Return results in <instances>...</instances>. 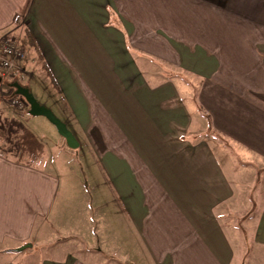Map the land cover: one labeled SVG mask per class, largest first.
<instances>
[{
    "label": "crops",
    "instance_id": "crops-1",
    "mask_svg": "<svg viewBox=\"0 0 264 264\" xmlns=\"http://www.w3.org/2000/svg\"><path fill=\"white\" fill-rule=\"evenodd\" d=\"M26 31L112 199L98 225L85 188L0 153V264H237L247 231L264 264V0H0V38Z\"/></svg>",
    "mask_w": 264,
    "mask_h": 264
},
{
    "label": "rangeland",
    "instance_id": "rangeland-1",
    "mask_svg": "<svg viewBox=\"0 0 264 264\" xmlns=\"http://www.w3.org/2000/svg\"><path fill=\"white\" fill-rule=\"evenodd\" d=\"M8 35H11L16 39H20L13 33H9ZM32 60H34L35 62H31ZM26 64L28 67L26 66ZM24 66L27 67L30 71V75L28 77L29 83L28 86L25 87H27L31 91V93L40 104L49 108L60 119L58 110L59 108L64 107V105L61 102L60 96H58L56 90L52 87L45 71L41 68L40 62L33 51H28L27 49V53L24 58ZM164 76H166V73ZM153 82L154 80L153 78H151V83ZM8 101V96H0V103L2 102V104L7 109V112H9V116H7V118L11 117L17 120H26L27 118L33 123V128L35 129L34 131L37 134H46L48 136V146L46 152L45 150H43L44 155L42 156V158L37 159L35 155H33V149H30L29 151L28 147H22V134L20 135L19 133L15 132V128L12 127L11 120L8 119L7 123L0 122V153L21 162H37L36 165L40 167H44L48 163L47 166L49 167V171H51V173H53L56 179L60 182L61 191L66 188L68 189L67 191H70L73 194L75 191H79L81 188L84 190L85 188L86 190H84V192L86 191L89 197L88 201L91 202V205L94 207L93 209L91 207V211L93 210L94 216L99 219L97 221L98 225H101L104 222V219L102 220V215L99 214L96 203H99V201L101 200L100 195H103L106 200L112 199V193L107 185V182L104 179V176L101 174L98 162L92 159L93 156L91 154V151L86 141L80 134V131L71 116L68 115V118H66V126L79 142V147L77 149L68 148L65 140L58 135L55 127L46 118L41 116L27 115L26 111L18 112L10 107ZM55 106L57 108H55ZM8 139L11 142H9ZM12 141L15 143H13ZM13 146L15 149L13 148ZM263 174L264 172L261 173V177L264 176ZM257 183L260 184L259 182ZM257 183L253 186V190L257 189ZM96 184H99V187L96 188ZM258 198L261 199L260 197ZM113 205L115 204L113 203ZM114 208L115 207H113V209ZM259 210L260 207L258 206L257 211ZM245 236L246 239L238 240L239 245L237 247L239 256L235 260L237 261V264H248L249 262V260L247 262L248 258L242 261L241 257L246 242L249 246V249L253 248V245L251 243V231H247L245 233ZM71 242L72 241H70V244H72L73 246L70 244L59 243L57 245L58 253H56V255H62L66 251L71 250L72 252L78 253V255L84 257V253L81 252L80 245L77 242ZM77 248L79 250H77ZM43 254L52 256L53 252L45 250Z\"/></svg>",
    "mask_w": 264,
    "mask_h": 264
},
{
    "label": "built area",
    "instance_id": "built-area-1",
    "mask_svg": "<svg viewBox=\"0 0 264 264\" xmlns=\"http://www.w3.org/2000/svg\"><path fill=\"white\" fill-rule=\"evenodd\" d=\"M26 53V49L11 35L5 34L0 38V96H8L10 107L18 112L27 111L28 105L12 90H5L3 85L12 82L23 86L28 84L30 73L24 66Z\"/></svg>",
    "mask_w": 264,
    "mask_h": 264
},
{
    "label": "water",
    "instance_id": "water-1",
    "mask_svg": "<svg viewBox=\"0 0 264 264\" xmlns=\"http://www.w3.org/2000/svg\"><path fill=\"white\" fill-rule=\"evenodd\" d=\"M8 86L9 88L14 89L15 95H18L25 100L28 105V113L30 116H41L46 118L55 127L59 136L65 140L68 148L77 149L79 147L78 141L66 124L49 108L40 104L27 87L20 85L18 82L8 83ZM29 247H31V244H25L20 248H17L15 251H22Z\"/></svg>",
    "mask_w": 264,
    "mask_h": 264
},
{
    "label": "trees",
    "instance_id": "trees-1",
    "mask_svg": "<svg viewBox=\"0 0 264 264\" xmlns=\"http://www.w3.org/2000/svg\"><path fill=\"white\" fill-rule=\"evenodd\" d=\"M20 44L26 49V51H27V49H28V51H33V52L36 54V57H37V59H38L39 61L42 60L41 53H40L38 47L36 46V44L34 43V40L32 39V37H31V35H30L29 32H27V31L24 32V36L22 37V39H20ZM41 66H42L43 70H45V73H46L47 77L49 78L52 87H53L57 92H60V91H59V88H58V86H57V84H56V81H55V79L52 77L51 73L49 72V70H48L46 64H45V63H42ZM25 86H28V85L26 84ZM3 87H4V89L12 90V93L15 95V93H14V89L9 88V86H8L7 83H5V84L3 85ZM26 113H27V115H29L28 110L26 111Z\"/></svg>",
    "mask_w": 264,
    "mask_h": 264
}]
</instances>
